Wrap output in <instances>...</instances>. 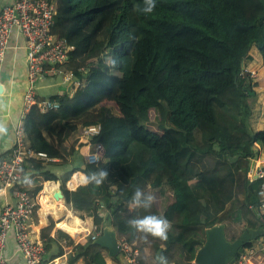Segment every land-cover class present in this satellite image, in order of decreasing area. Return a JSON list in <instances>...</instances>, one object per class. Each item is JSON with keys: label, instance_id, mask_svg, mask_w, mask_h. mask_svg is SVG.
Listing matches in <instances>:
<instances>
[{"label": "trees", "instance_id": "trees-1", "mask_svg": "<svg viewBox=\"0 0 264 264\" xmlns=\"http://www.w3.org/2000/svg\"><path fill=\"white\" fill-rule=\"evenodd\" d=\"M50 1L58 10L54 32L74 47L58 71L83 86L73 96H57L58 109L27 113L26 146L56 162L33 160L24 172L58 183L79 217H90L93 208L95 231L78 244L60 232L66 238L60 242L52 237V222L41 232L42 264L65 256L66 248H72L68 264H106L108 252L93 239L106 226L119 240L149 248L153 263L163 255L169 264H193L206 231L216 225L245 222L256 229L259 214L251 206L259 204L261 183L251 182L249 173L251 160L264 152V130L250 126L260 83L245 67L253 49L264 64V0H156L150 14L138 11L143 0ZM153 110L162 131L150 127ZM63 126L78 129L69 135ZM98 126L97 136L82 140L85 129ZM186 136L190 142L182 141ZM89 144L93 153L104 147L98 164L86 159ZM82 168H102L108 179L99 187L69 189ZM25 188L34 197L43 190L29 189L23 179L11 194ZM136 188L154 195L150 209L130 206ZM39 202L45 206L43 191ZM148 214L170 222L166 241L127 227L129 219ZM118 216L122 223L113 221ZM260 240L264 246L261 237L245 251L258 249Z\"/></svg>", "mask_w": 264, "mask_h": 264}, {"label": "built area", "instance_id": "built-area-1", "mask_svg": "<svg viewBox=\"0 0 264 264\" xmlns=\"http://www.w3.org/2000/svg\"><path fill=\"white\" fill-rule=\"evenodd\" d=\"M58 10L50 0H16L13 3L0 5V65L4 64L9 50L10 40L15 33L25 39L27 49L28 88L25 94V112L37 107L41 112L58 109L57 97L38 99V83L46 77L61 73L59 67L65 65L74 51L71 43L54 32ZM70 77H72L70 75ZM101 127H91L83 131L82 140L88 141L97 136ZM88 145L86 159L91 164H98L103 157L104 147L96 146V152ZM251 160L249 179L261 183L258 192L259 204L251 206L258 212L264 223V152L260 151ZM49 159L45 153H36L26 146L23 125L16 132V140L10 155L0 163V264H9L6 258L10 235L13 234L18 249L26 264H42L45 245L32 232L31 221L36 213L37 197L25 190L11 194L12 187L25 179L24 167L33 160ZM27 180V179H25ZM10 199L7 201V199ZM99 235L94 236L97 239ZM120 254L128 264H143L141 251L134 243L119 240ZM262 251L264 246H261ZM258 251L251 249L239 255L234 264H250ZM193 264H195L193 262Z\"/></svg>", "mask_w": 264, "mask_h": 264}, {"label": "crops", "instance_id": "crops-1", "mask_svg": "<svg viewBox=\"0 0 264 264\" xmlns=\"http://www.w3.org/2000/svg\"><path fill=\"white\" fill-rule=\"evenodd\" d=\"M15 1L16 0H0V5L13 3ZM9 45L10 46L6 54L5 62L4 64L0 65V86L3 87L2 90L0 91V104H3L8 107L7 117H8V125H9L8 136L3 139H0V156H4L5 154L11 151L12 147L14 146L15 140H16V132L23 125L24 119L27 115V113L25 112V94L28 88V79H27V67H28L27 64L28 63H27L26 42L21 34L15 33L12 36V39L10 40ZM49 78L50 77H46L38 83L37 97L39 99L43 100V99H48L52 97H57L59 95H63L64 93L68 92V91H65V88L61 85L56 87L55 85L50 86L47 83H45L44 80L49 79ZM77 129H78L77 126H63L64 132L69 135L73 134ZM82 154L85 155L84 153ZM53 160L54 161L52 162H56L55 159ZM55 173L57 175L61 174L60 172H58V170ZM77 173H75L72 176V178L68 181L67 185L69 189L71 190H75L77 187L82 185L78 182L74 189L71 188L70 184L77 176L76 175ZM38 178L44 181L43 185L34 183V181ZM25 179H27V181L29 182V189H35L37 187H42L43 189L42 191L44 192V195H45V206H41L39 199H40V195L42 191L38 194L36 198L37 204H38L37 211L34 215V218L31 221L32 222L31 223L32 232L36 238L41 239L42 230L46 227H49L52 224V222L55 223V228L53 230L52 237L54 238L60 237L61 238L60 242L64 240L63 236L60 235V232L64 233L65 235L67 233L68 235H70L71 233L70 236L72 237V239L74 238L73 237L74 234L72 232L66 231V229H64L63 227V224L66 223L68 220L71 221L70 223L71 226L76 227L75 224L79 226V232H78V235L75 236V238L78 237L79 234H81L82 231L85 230V228H80L82 226L85 227V222L79 223L77 220V217H74V215L72 216L73 213L70 211L68 212V214L64 213L56 217L55 215L49 214L48 209L50 208V203H49L48 194H46V185L49 183V184H54L57 186V193L55 194L54 198L58 199L57 196L60 192L59 190L60 185L58 183L46 182L44 177L42 176H36L32 179L26 176ZM93 193L95 197L97 198H100L103 196L102 192L99 190H94ZM54 198H52V200H54ZM9 200L10 199L8 198L7 201ZM62 200L65 201L64 203L65 205H68L65 199L62 198ZM92 221H94V218L93 220H91L90 225H92L91 224ZM113 221H116L117 223H122L124 219L121 216H118ZM85 232H88V230ZM81 239L79 241L75 240L76 244L80 243ZM136 245H140L143 248V245L141 244H136ZM261 245H263V240H260L258 242V246H257L258 249H256L258 251L257 255H259L258 257L260 259L252 258L250 264H264V260L262 261V259L264 258L260 257L262 254H264V252L262 251ZM66 249H67V254L57 259L54 262H57L58 264H68V260H69L68 255L72 252V248H66ZM259 253H262V254H259ZM6 258L9 260V264H26L22 254L20 253L18 249L16 240L14 239L13 234L10 235L7 252H6ZM143 258L145 259V263L143 261V264H154L152 261L150 263L148 259H146V257H143ZM119 259L120 261L118 262L115 258H110L108 256V253L106 254V258H105L106 264H128L122 256H120ZM255 260H257L258 262H255ZM53 263H50V264H53ZM77 264H85V263L83 261H80Z\"/></svg>", "mask_w": 264, "mask_h": 264}, {"label": "rangeland", "instance_id": "rangeland-1", "mask_svg": "<svg viewBox=\"0 0 264 264\" xmlns=\"http://www.w3.org/2000/svg\"><path fill=\"white\" fill-rule=\"evenodd\" d=\"M251 55L253 56L254 60H253L252 63H249L247 65V67H245V70L248 71V72H251L253 77L256 78V82H258L260 84L256 88V94L254 95L257 98L254 99L253 102H252L254 115H253V117L251 119L250 126H251V129L253 131H259V130H263L264 129V64L262 62V59H260V57H258L256 49H253L251 51ZM58 74L59 75H57V76L55 75L56 77L54 76V77H50L49 79L44 80L45 83H47L50 86L55 85L56 87L61 85V86H63L65 88V91H68L67 93L71 94V96L74 95V93H75L77 88H80L81 86H83L82 82L75 81L72 77H70L69 74H64V73H58ZM157 111L158 110H153L151 112L153 115L151 114V121H150L151 125H150V127L154 131H162L163 127H162V125H159L160 116L158 115L159 113ZM191 139H192L191 137L186 136V137L183 138L182 141L183 142H190ZM257 147L260 149L259 146H257ZM79 155H82V153L79 152ZM68 168H70V167H68ZM57 170H58V172L61 173V168L60 169L57 168L56 171ZM66 207H67V209L70 212L73 213V214L71 213L72 216L74 215V217L82 218L83 222H85V230L82 231V233L79 234V236L76 237V238H75V236L78 235V234H74L73 235V237H74L73 239L76 240V241H79L81 239L82 235L92 236L94 231H95V225H94V221H92V223H91L92 225H90V222L94 218V209L93 208L91 209V216L90 217H79L75 213V211L72 210V208L70 206L66 205ZM74 224H75V222H74ZM225 224L227 226V237L230 240L239 237L243 233V231H245V228L247 227L246 226L247 224L245 222H241V223L227 222ZM75 226H77V224H75ZM87 230H88V232H85ZM66 235H68V233ZM70 235H71V233H70ZM70 235H68V236H70ZM63 239H66V238H63ZM134 244L135 245L136 244H141L142 245V243H140V242L134 243ZM136 247H138L139 250L141 249L140 251H141L142 257H146V259H148V261L151 263L152 260L149 258V256H150L149 248H146L145 246H143V248H144V250H143V248L140 245H136ZM247 250H250V249H247ZM246 251H244V252H246ZM263 252H264V250H263ZM258 256L259 255L255 254V256H253L251 258H259ZM260 257L264 258V254L261 255ZM263 260L264 259H262V261ZM255 262H258V261L255 260ZM53 264H58V263L54 262Z\"/></svg>", "mask_w": 264, "mask_h": 264}, {"label": "water", "instance_id": "water-1", "mask_svg": "<svg viewBox=\"0 0 264 264\" xmlns=\"http://www.w3.org/2000/svg\"><path fill=\"white\" fill-rule=\"evenodd\" d=\"M0 86V91L2 90ZM254 95V93H252ZM57 198L65 199L61 189ZM264 237V228H248L239 238L231 241L227 237L226 224L216 225L206 231L205 244L198 250L195 257V264H234L245 251L247 244L254 243L258 238ZM117 231L112 226H106L102 234L94 240L108 252L110 258L119 257L120 247Z\"/></svg>", "mask_w": 264, "mask_h": 264}, {"label": "clouds", "instance_id": "clouds-1", "mask_svg": "<svg viewBox=\"0 0 264 264\" xmlns=\"http://www.w3.org/2000/svg\"><path fill=\"white\" fill-rule=\"evenodd\" d=\"M156 8V0H143V6L138 8L143 14H150ZM115 62L113 61V66ZM8 107L0 104V139L8 136L9 125L7 117ZM78 182L82 185H93L99 187L103 182L108 179L109 173L98 168L95 171L89 172L83 168L77 174ZM154 195L150 192H146L141 188H136L133 196L131 197L130 206L136 208L150 209L154 202ZM127 227L134 230L137 233H142L146 237L151 236L158 238L162 241L168 239V231L171 227L170 222L158 215L148 214L142 217H134L127 221ZM154 264H169L167 257L163 255H157Z\"/></svg>", "mask_w": 264, "mask_h": 264}, {"label": "bare ground", "instance_id": "bare-ground-1", "mask_svg": "<svg viewBox=\"0 0 264 264\" xmlns=\"http://www.w3.org/2000/svg\"><path fill=\"white\" fill-rule=\"evenodd\" d=\"M256 123V122H255ZM78 183V178L77 176L75 179L71 182V188L74 189ZM57 193V186L54 184H47L46 185V194H48L49 198V203H50V208L48 209L49 214L59 216L64 213L68 214L69 210L67 209L66 205L64 204L65 201L62 200V198L55 199L54 196ZM54 198V200H52ZM71 221L68 220L66 223L63 224L64 229L66 231L72 232L73 234H78L79 232V226H71L70 225ZM80 228H85L84 226Z\"/></svg>", "mask_w": 264, "mask_h": 264}, {"label": "flooded vegetation", "instance_id": "flooded-vegetation-1", "mask_svg": "<svg viewBox=\"0 0 264 264\" xmlns=\"http://www.w3.org/2000/svg\"><path fill=\"white\" fill-rule=\"evenodd\" d=\"M254 222L257 223V228H264V223H262V222L260 221V219H259L258 216L255 217ZM248 228H251V227H246V228H245V231H246ZM237 238H239V237H237ZM237 238H236V239H237Z\"/></svg>", "mask_w": 264, "mask_h": 264}]
</instances>
